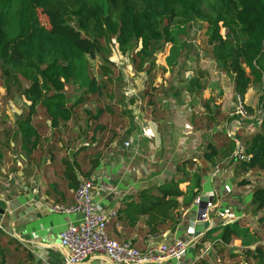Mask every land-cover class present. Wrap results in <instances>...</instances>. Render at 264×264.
<instances>
[{
	"label": "trees",
	"instance_id": "16d2710c",
	"mask_svg": "<svg viewBox=\"0 0 264 264\" xmlns=\"http://www.w3.org/2000/svg\"><path fill=\"white\" fill-rule=\"evenodd\" d=\"M38 11L46 17L48 27L41 23ZM175 19H180L182 24L172 25ZM194 20L206 24L204 34L212 56L232 79L235 94L243 99L251 84L262 82L263 85L264 0H0V61L25 82L21 95L29 102L24 115L16 120L15 133L21 151L29 158L40 148L41 133L33 122L39 109L55 134L72 118L75 108H82L90 123L91 143L80 144L75 149L76 154H72V162L64 158L58 165H46L54 175L66 181L68 188L75 190L80 183L77 172L89 177L103 158L104 146L112 140V137L105 139L108 123L101 121L106 111L112 112L111 108H99L92 114L83 106L90 95L100 96L105 85L92 74L89 65L98 44L114 40L118 47L125 49L142 39V46L135 55L139 64L144 65L157 50L151 39L158 22L175 33ZM221 28H225V35L221 34ZM171 39L173 42L165 57L169 69L175 67L179 54L177 38ZM102 74L106 73H101V77ZM195 82L194 77L190 78L188 88ZM68 84L82 91L72 102L68 101L65 90ZM217 108L215 106L213 115L210 110L208 115L197 116L215 118ZM259 111V129L240 141L244 146L243 157L234 159L241 172L264 170V88ZM223 138L231 154L237 139L227 134H223ZM219 150V146L207 142L204 159L211 166ZM77 160L84 161L87 168L82 170ZM186 164L192 167L193 161H181L170 179L128 195L116 211L118 215L122 214L129 226L143 218L147 235L161 234L166 224L181 216L180 207L189 206L197 196L200 173L189 172ZM185 182L190 185L182 190L180 184ZM56 184L50 182L47 191ZM250 205L253 214L264 209V186L252 189ZM213 236L217 238L214 245L219 252L234 240H240L243 245L254 243L253 251L244 252L251 255L256 264H264V248L254 240L256 236L244 219L211 227L202 235L201 242ZM29 257L16 239L0 229V264H25ZM229 258H233L232 253Z\"/></svg>",
	"mask_w": 264,
	"mask_h": 264
},
{
	"label": "crops",
	"instance_id": "0c3cea01",
	"mask_svg": "<svg viewBox=\"0 0 264 264\" xmlns=\"http://www.w3.org/2000/svg\"><path fill=\"white\" fill-rule=\"evenodd\" d=\"M186 77L187 80L191 78L188 74ZM222 78L220 74L218 81L220 80L221 91L219 88L213 90L216 78L211 77L210 89L202 88V99L196 97L197 101L193 102L188 94L177 98L175 93H171L173 89H168L166 98L161 101L157 98L160 106L156 118L140 120L143 116L137 117L135 126L128 131L125 129L118 132L121 127L111 129L110 121L106 122V135L113 132L116 140L105 146L101 162L91 173L95 183L94 200L102 210L117 211L128 195L170 179L181 161L191 160L193 166L186 164V169L200 173L197 196L212 198L215 203V207L210 211L209 229L239 218L249 225L247 220L252 214L251 191L255 186H261H252L249 179L257 173H264V170L241 172L234 159H237L239 147L241 151L244 150L240 141L259 129V118L258 122L253 124L251 119L254 113L251 112L248 118L234 117L226 127L223 126L226 122H223L222 116L232 106L236 94L232 79L226 74L225 80ZM174 81L172 84L175 89L177 83ZM215 95L219 98L213 101V97H210ZM252 96L253 91L248 87L243 98L248 106L254 104ZM204 99L207 100L203 101ZM22 104L27 107L29 102L23 97ZM215 106H218V115L215 118H198L197 115L210 114V110L211 115L215 114ZM17 113L15 120L22 116L21 110ZM1 117L5 120L12 118L13 112L6 110L4 115L0 112ZM0 131V199L8 206V213L1 219L0 229L8 237L16 239L29 253L30 257L25 264H58L67 253L60 245V232L68 224L79 222L81 215L51 212L48 208L53 204H73L74 189L68 188L66 181L46 167L49 164L58 165L57 160L45 163L41 174V160L32 164L31 156L28 158L20 151L16 127L4 125L0 126ZM223 134L237 139L231 154ZM209 141L220 147L218 155L214 158V166L204 159L206 144ZM125 142H128V145H125ZM81 168H87L85 162H82ZM77 178L79 181L83 178L79 172ZM55 179L58 184L47 191L49 183ZM188 185L190 182L182 183L180 188L186 190ZM184 200L186 201L187 197ZM196 210L194 200L189 206H181V216L166 224L161 233L166 242L185 241L187 247L184 253L179 258H166L145 264H214L215 250L212 243L216 242L217 238L209 244L208 241L201 242L202 235L207 230L198 236L194 235L197 224ZM107 233L117 241H130L138 249H143L146 244L147 234L143 218L134 226H129L122 214L117 213L108 224ZM83 264L112 263L97 255Z\"/></svg>",
	"mask_w": 264,
	"mask_h": 264
},
{
	"label": "rangeland",
	"instance_id": "374dc122",
	"mask_svg": "<svg viewBox=\"0 0 264 264\" xmlns=\"http://www.w3.org/2000/svg\"><path fill=\"white\" fill-rule=\"evenodd\" d=\"M38 16L41 23L48 27L49 24L46 17L39 11ZM181 24L180 19H175L172 22V25ZM205 28V23L194 20L185 25L183 29L176 30L173 33L164 28L163 22H158L155 34L151 39L152 46L157 50L151 54L149 62L144 65L139 64V58L135 55L142 46V39L134 41L125 49L118 47L114 40L100 42L95 57L89 59V65L92 74L99 81L105 82V85L103 93L100 96L90 95L83 105L84 108L90 110V113L95 114L99 108L109 106L112 112L106 111L101 121L105 123L110 121L111 129L121 127L118 130V132H121L125 129L126 131L130 128L132 129L135 126L137 117L143 116L140 120L156 118L160 101L167 97L166 93L168 89H173L171 93H175L174 95L177 98H183L184 95L188 94L191 102L197 101L196 97L200 99L202 91H204L202 88H209L211 77H215L216 81L213 84V90L219 88V91H221L218 77L222 74V80H225V73L216 64L212 56L211 46L208 45L204 34ZM225 32V28H221V34L225 35ZM172 37L177 38L179 54L175 67L169 69L166 65L165 57L170 51L173 42ZM148 67L150 68L149 71H147ZM103 72L106 74H102L101 77V73ZM186 74L196 79V82L191 84V88H188ZM173 80H175L174 83H177L175 89L173 88L174 84H172ZM5 84L8 87L5 88ZM24 85L25 82L0 61V112L3 115L6 110L13 112L12 118L6 120L4 117L0 118V126L10 125L16 127V122H14L15 113L18 114L17 111L21 110L20 116H23L26 112L27 107L25 104H22L23 97L21 95ZM249 87L253 91L252 98H254V104L249 106L246 104V108L249 113H254V117L251 119L254 124L258 122V118L260 117L258 110L260 97L263 93V85L261 82L251 84ZM65 90L70 102L74 101L82 93L80 88L73 84L66 85ZM144 90L149 91V93L151 92V94L147 95ZM208 91L211 95L210 90ZM212 97L213 101L219 98L217 95L210 98ZM149 98L153 99L154 102H150ZM157 98H160V101ZM206 100L204 99L203 101ZM235 102L236 96L233 98V104L229 107L230 109L228 108L222 116L223 119L225 117L223 122H226L223 125L224 127L234 118L230 116V112L233 110ZM33 122L41 133V142L40 148L32 154L30 161H33V164L34 161L41 160V174L45 163L48 161L57 160L61 163V160L64 158H69L72 162V154H74L75 149L82 143H91V131L88 129L90 123L87 113L80 107L75 108L72 118L62 124L55 134H53V130L48 125V120H46L41 109L34 116ZM107 137L108 139L112 137L110 143L116 140V135L113 132L110 135L105 134L106 139ZM239 149L241 150L240 147ZM79 153L77 152V155L83 156L82 153ZM82 162L84 161L77 160L80 167ZM72 165L75 166L76 164ZM53 181L57 182L56 179ZM249 183L252 186L264 185V173L255 174L252 179H249ZM246 193L248 192L246 191ZM245 209L249 212L247 208ZM249 217L247 223L251 232L256 236L254 240L261 243L264 248V209L256 214H250ZM215 238L216 236H213L208 240L209 244ZM214 243L215 241L212 243L215 250L214 264H256L252 256L244 252L246 249L253 251L255 247L254 243L243 245L240 240H234L220 252L217 251L218 247ZM229 253H232L233 258H229Z\"/></svg>",
	"mask_w": 264,
	"mask_h": 264
},
{
	"label": "built area",
	"instance_id": "2783aa9c",
	"mask_svg": "<svg viewBox=\"0 0 264 264\" xmlns=\"http://www.w3.org/2000/svg\"><path fill=\"white\" fill-rule=\"evenodd\" d=\"M230 116L244 119L250 116L246 102L238 94H236V102ZM125 145H128V142H125ZM236 155L238 158L243 157L240 149ZM94 187L93 175L83 177L74 190L73 204L68 206L53 204L48 208L51 212L81 215L79 222L68 224L60 232V245L66 249L67 253L58 264H83L97 255L105 257L112 264L117 262L145 264L166 258H179L184 253L187 247L185 241L166 242L161 234H148L143 249L134 247L128 240L117 241L112 239L107 233V227L117 212L113 209L106 211L101 209L94 200ZM201 202L200 196L194 199L196 207ZM214 207L213 199L207 198L201 218L209 220L210 211Z\"/></svg>",
	"mask_w": 264,
	"mask_h": 264
},
{
	"label": "water",
	"instance_id": "95a60500",
	"mask_svg": "<svg viewBox=\"0 0 264 264\" xmlns=\"http://www.w3.org/2000/svg\"><path fill=\"white\" fill-rule=\"evenodd\" d=\"M208 197H201V204L197 206L196 210V228L194 235L198 236L201 232L204 230L209 229V221L208 220H203L201 218V213L203 212L204 206H205V201L207 200ZM8 213V206L4 200L0 199V223L1 219L4 216V214Z\"/></svg>",
	"mask_w": 264,
	"mask_h": 264
}]
</instances>
